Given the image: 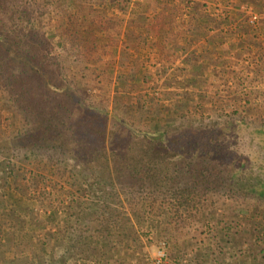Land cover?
Here are the masks:
<instances>
[{
    "label": "trees",
    "instance_id": "trees-1",
    "mask_svg": "<svg viewBox=\"0 0 264 264\" xmlns=\"http://www.w3.org/2000/svg\"><path fill=\"white\" fill-rule=\"evenodd\" d=\"M49 1L0 0V121L4 117L15 136L0 148L6 157L0 162V216L14 217L0 227V264H132L128 249L140 245L137 227H148L161 212L165 221H158V230L175 234L170 256L176 258V232L208 216L209 198L264 204V154L253 166L242 151L251 134L264 143V105L252 118L231 115L210 125L184 120L172 128L163 123L171 104L133 117L115 107L109 115L79 91L82 63L90 69L115 57L109 48H119L122 61L134 49H152L171 64L176 45H211L214 56L224 54L226 42L236 53L247 43L258 57L264 19L249 26L230 0H60V15L51 23L42 11ZM233 24L244 31L231 33ZM52 41L65 56L51 54ZM192 62L182 64L193 82L203 73ZM124 68L116 74V91L128 87L131 71ZM258 69L264 74V65ZM31 93L42 103L34 112L28 109ZM50 224L54 230L40 234ZM250 264H263V257Z\"/></svg>",
    "mask_w": 264,
    "mask_h": 264
},
{
    "label": "rangeland",
    "instance_id": "rangeland-1",
    "mask_svg": "<svg viewBox=\"0 0 264 264\" xmlns=\"http://www.w3.org/2000/svg\"><path fill=\"white\" fill-rule=\"evenodd\" d=\"M60 4V0L48 2L45 9H42L45 10L44 22L54 23L58 19ZM228 6L231 9L236 8L239 19H245L251 27H254L260 19H264V5L259 6L257 3L249 5L246 0H230ZM116 9L114 7L117 15L122 14ZM110 12L114 13L113 10ZM212 14L207 8L206 15L211 17ZM254 16L255 20H253ZM239 23L237 22V25ZM237 25H232L231 33L244 31V25ZM220 30L226 35L229 33L226 29ZM255 45L262 50L261 54L258 53V57L253 54L256 49L250 48L247 43L238 47L243 48L244 53H236L234 46L226 42L220 46L224 54L214 56L208 53L211 45L180 44L175 46L177 58L172 59L175 62L171 64L157 58L152 49L147 52L141 49L138 52L134 49L131 51L132 58L122 61L118 57L119 48L116 50L109 48L107 51L115 52V57L108 56L104 63L95 67L90 64V69L86 68L88 65L86 62L82 63L80 70L85 74V79L82 80L79 91L93 105L106 108L109 115L115 107L121 115L128 110L133 117L136 114L140 116L141 111L157 110L159 103L166 106L171 104L172 107L167 115L169 118L163 123L172 128L178 127L184 120H190L191 123L198 125H210L219 123L231 115L252 118L262 113L261 108L264 105V74L258 69V66L264 65V45L258 42ZM201 49L205 52L200 53ZM51 54L58 58L65 56L62 47L55 41ZM186 58L192 59L195 70L203 73L196 77V81L189 80L190 68L182 64ZM205 59H209L210 63ZM124 66L131 71L128 87L123 89L119 86L116 91V74H125ZM179 94L184 97L178 99ZM167 95L172 97V101L167 100ZM40 101L41 97L31 93L28 109L33 112L39 110L42 105ZM140 103H144L145 108L142 110ZM6 124L2 117L1 149L6 147L7 137H15L12 130L9 133ZM262 138L263 136L251 134L246 137L245 146L242 148L243 153L255 164L253 166H258L263 159ZM4 160L6 157L0 152V162ZM68 163L71 164L70 161ZM21 167L24 172L31 169L29 164ZM63 198H66L65 195ZM209 200L213 203L212 207L201 223L176 232L175 239L181 249V253L176 258L170 256L175 243L173 232L167 228L161 233L158 230V221H165V212L158 213V218L152 220L148 227L143 224L137 227L141 242L138 248L128 249L129 254L134 256L132 264H250L252 257L257 262L263 257L264 264V204L256 200L228 196H215ZM11 218L14 217L8 219L0 216L2 230L3 225L10 223ZM50 225L49 230H42L40 234L47 235L48 231L52 232L54 226ZM56 252L61 253L60 250Z\"/></svg>",
    "mask_w": 264,
    "mask_h": 264
},
{
    "label": "built area",
    "instance_id": "built-area-1",
    "mask_svg": "<svg viewBox=\"0 0 264 264\" xmlns=\"http://www.w3.org/2000/svg\"><path fill=\"white\" fill-rule=\"evenodd\" d=\"M255 19H256V17L254 16V17H253V20H255Z\"/></svg>",
    "mask_w": 264,
    "mask_h": 264
},
{
    "label": "crops",
    "instance_id": "crops-1",
    "mask_svg": "<svg viewBox=\"0 0 264 264\" xmlns=\"http://www.w3.org/2000/svg\"><path fill=\"white\" fill-rule=\"evenodd\" d=\"M138 50V49H137ZM137 50H135V51H137ZM138 52H139V50H138Z\"/></svg>",
    "mask_w": 264,
    "mask_h": 264
}]
</instances>
